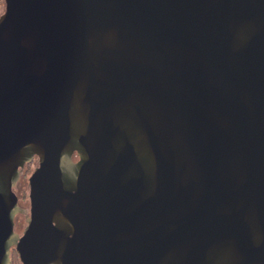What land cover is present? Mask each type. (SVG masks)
I'll list each match as a JSON object with an SVG mask.
<instances>
[{
    "label": "water",
    "instance_id": "1",
    "mask_svg": "<svg viewBox=\"0 0 264 264\" xmlns=\"http://www.w3.org/2000/svg\"><path fill=\"white\" fill-rule=\"evenodd\" d=\"M263 15L264 0H7L0 173L39 155L21 264H264ZM205 71L259 91L216 89L213 111ZM222 102L231 133L206 144ZM170 126L185 129L174 148Z\"/></svg>",
    "mask_w": 264,
    "mask_h": 264
},
{
    "label": "flooded vegetation",
    "instance_id": "2",
    "mask_svg": "<svg viewBox=\"0 0 264 264\" xmlns=\"http://www.w3.org/2000/svg\"><path fill=\"white\" fill-rule=\"evenodd\" d=\"M7 6V0H0V17L4 14ZM264 22V15L262 17ZM257 23L254 22V25ZM247 31V30H246ZM255 33V32H253ZM173 59L177 63V66L182 67V69L194 70V69H203L206 67L201 65V61L196 59L193 55L187 54L181 50L173 51ZM94 67H102L104 60L100 57L94 59ZM203 76V87L198 88L199 99L201 101H206L210 109L213 110V95L214 90H220L217 86L220 82L216 79L215 81L211 80L208 77L207 71ZM248 81L239 78H232L226 80L221 84V99L224 101L229 95H235L247 102L246 97L248 95H256V92L259 91L257 84H252L251 87L247 85ZM223 104V102H222ZM220 118L219 122L216 123L214 119H207L205 122V143H208V140L211 135L212 130L217 128L218 131H225L227 134L231 133L230 123L226 115H224L223 109L226 107L220 105ZM214 111V110H213ZM169 130L163 129V137H161L162 145H165L169 148H174L175 146L183 142V132L184 128L178 129L177 126L171 127ZM181 130V131H180ZM142 145V143L140 144ZM115 152H117L115 150ZM70 159L72 163H77L81 160V155L76 149L70 154ZM174 166L177 165H186L187 160L183 156L172 157ZM72 165V164H69ZM39 167V155L33 153L28 160H21L17 157H13L8 160L2 166V172L0 173V244L2 245V250L6 253V256L9 260V264H21L19 251L17 249V242L20 237L23 236L24 231L28 225V219L31 212V195H32V185L31 177L36 172ZM72 169V168H71ZM126 179V171L123 173V180ZM25 183L23 187L26 191L25 193L22 190L21 182ZM70 182V179L68 180ZM74 191V189H72ZM24 193V194H23ZM2 253H0V257ZM48 264H54V261H49Z\"/></svg>",
    "mask_w": 264,
    "mask_h": 264
},
{
    "label": "rangeland",
    "instance_id": "3",
    "mask_svg": "<svg viewBox=\"0 0 264 264\" xmlns=\"http://www.w3.org/2000/svg\"><path fill=\"white\" fill-rule=\"evenodd\" d=\"M21 185H22V190H23V192L25 193L26 190L23 188V187L25 186V183L22 181V182H21ZM24 193H23V194H24Z\"/></svg>",
    "mask_w": 264,
    "mask_h": 264
}]
</instances>
